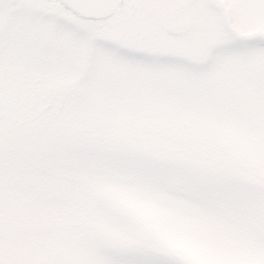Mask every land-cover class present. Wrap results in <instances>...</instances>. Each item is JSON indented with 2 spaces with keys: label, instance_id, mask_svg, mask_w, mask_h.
Wrapping results in <instances>:
<instances>
[{
  "label": "snow or ice",
  "instance_id": "6c2138e0",
  "mask_svg": "<svg viewBox=\"0 0 264 264\" xmlns=\"http://www.w3.org/2000/svg\"><path fill=\"white\" fill-rule=\"evenodd\" d=\"M0 264H264V0H0Z\"/></svg>",
  "mask_w": 264,
  "mask_h": 264
}]
</instances>
